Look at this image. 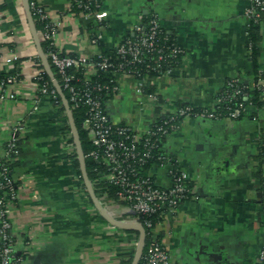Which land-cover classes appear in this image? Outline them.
Returning a JSON list of instances; mask_svg holds the SVG:
<instances>
[{"label":"crops","instance_id":"0c3cea01","mask_svg":"<svg viewBox=\"0 0 264 264\" xmlns=\"http://www.w3.org/2000/svg\"><path fill=\"white\" fill-rule=\"evenodd\" d=\"M37 1L56 28L54 47L65 54L90 60L99 53L89 26L103 51H112L146 15L156 16L183 49L178 67L155 82L160 104L144 98L131 77L115 76L117 91L106 113L113 124L140 134L156 122L158 108L211 107L227 80L253 78L246 0H105L101 22L73 13L71 0ZM42 42L43 32L34 35L28 23L24 0H0V73H15L14 83L0 88V95H15L0 99V159L12 130L24 127L12 174L16 200L8 214L19 264H132L139 230L116 226L101 214L76 173L66 102L38 96ZM258 47L262 70L264 25ZM11 54L17 60L7 65L3 59ZM261 148L264 108L253 106L238 120L184 119L166 137L164 150L187 174L192 196L160 220L152 237L176 264L257 263L264 249ZM149 174L159 188L171 186L168 167L153 166Z\"/></svg>","mask_w":264,"mask_h":264},{"label":"built area","instance_id":"2783aa9c","mask_svg":"<svg viewBox=\"0 0 264 264\" xmlns=\"http://www.w3.org/2000/svg\"><path fill=\"white\" fill-rule=\"evenodd\" d=\"M100 1L102 3L105 0ZM246 1L248 4L245 8L244 15L248 21V26L251 22L264 24V0ZM28 6L33 11V14L40 16L41 20H48L43 7L38 3L37 0H31ZM83 16H93L100 22L103 20V16L100 15L99 12L94 13L93 15L86 13L83 14ZM148 26L150 28V36L142 34L144 27L140 23H137L133 31L138 33L139 40L136 42L127 41L116 48L118 54L121 56L128 55L131 57L130 63H145V53L148 56L147 58L150 59V55L154 51L153 39L156 35V32L160 28L158 18L153 15L148 23ZM55 34L56 28L52 23L49 22V24L46 25V31L43 33V41L52 42ZM247 50L249 53V47ZM182 52L183 51L179 45L172 48L169 55H165L158 51L154 66L150 67L149 65H146V68L148 69L147 71L145 70V75H139L136 73L129 74V77L134 79L136 82L137 91L144 98L149 99L154 104L157 103L156 95H145L143 93V89L147 85H155L156 80L167 74H170L173 71V68L162 71V64L166 62L167 58L175 59L176 56ZM1 56L2 54L0 52V58ZM48 57L62 74H64V71L69 67H79L84 65L87 68V77H90L95 72V67L99 70H105L110 67V64L106 59L101 57L100 53H97L95 57L101 59V61L95 63H89V61L92 59L88 60L83 57L72 58L61 55L60 52H51L48 54ZM16 60V56L11 54L10 56L4 58L3 62L7 65H10ZM150 70H156L160 76L156 79H150L148 72ZM40 73L41 72L39 70L36 75V79L39 78ZM261 75L262 76L259 79L255 80L251 84V88L259 92L260 101L263 103L262 108H264V73H261ZM70 80V77L65 76L63 78L64 87L69 88L70 92L72 93L70 98L71 101H80L81 98H79V96L74 93V89L70 88L68 85ZM233 80L236 82L241 81L239 79ZM6 83L8 85H12L14 81L9 78ZM3 85L4 84L1 83L0 88H3ZM40 91L43 94H46L47 88L43 86ZM239 93L240 92L237 90L234 94L238 95ZM4 98L13 100L15 99V95L13 93L0 95V99ZM84 102L90 106V111L92 112L90 120L85 122L84 127L88 130L92 144L98 149L103 148L102 155H99L96 151H93L88 154V157H92L93 159L100 161L107 166V173L101 175L100 180L119 186L120 191L117 193V196L121 201L110 198L103 193H100L95 197L101 206L105 205L104 199H108L115 206H117V202H119L128 207L127 211L121 212L112 210L106 205L102 207L105 216L110 221L131 226L136 229L141 228L143 231L137 216L150 215L155 213L157 210H162L165 212V214L173 213L184 201L191 198V188L186 184V182H188L187 174L182 171L180 167L175 172L168 167V174L171 178V186L166 189L156 186L150 174L146 178L139 177L136 169L133 167L134 164L142 163L145 158L150 156L151 150L154 147L151 138L155 136L167 135L169 132L166 126L172 121H175V117L193 119L191 116L190 107H175L174 110L171 111L163 110L161 108L156 122L151 127L143 131V133L140 134L131 126L124 125L123 127H118L116 131L117 135L119 137H123V139L113 140L110 137V127L107 126L109 119L106 116H102L100 102L92 98L91 95L87 93L85 94ZM241 110V106H239V109L230 110L228 115H226L223 119L236 120L240 115ZM201 117L215 119V115L213 113L206 115L202 114ZM160 118H162V122H160ZM194 118L199 117L194 115ZM177 129L178 127L172 126L173 132ZM23 132V126H18L12 130L10 139L5 147V153L2 157L3 159H8L10 157L11 151H14L15 154L17 153L20 147V139ZM70 139H72V142H69L68 146L70 147L72 154L76 155L78 158L72 134L70 135ZM140 148L142 151H140ZM158 167H167V165ZM13 182L14 180L10 175L9 170L3 167L0 170V190H4V193L0 194V264H19L22 260L21 255L15 249V245L10 234V222L8 219L10 206L16 200V192L12 188ZM92 185L93 184L89 181V186L91 188ZM145 226L149 227V222L146 221ZM139 247L140 239L137 240L135 245V255ZM139 261H141L140 264H176L171 259V255L168 253L167 249L164 248L163 245L154 238L151 239L149 245L146 247L145 252H142ZM257 262L264 264V249L260 251L257 257Z\"/></svg>","mask_w":264,"mask_h":264},{"label":"trees","instance_id":"16d2710c","mask_svg":"<svg viewBox=\"0 0 264 264\" xmlns=\"http://www.w3.org/2000/svg\"><path fill=\"white\" fill-rule=\"evenodd\" d=\"M28 5L30 4L31 0H27ZM101 1L100 0H71V11L76 15H83L89 13L93 15L94 13H98L101 8ZM32 22L34 29L36 31H42L43 33L46 31V25L49 24L48 20H41L39 15L33 14V11L29 8ZM153 15H146L141 18L139 22L143 27L142 34L146 36H150V28L148 26L149 21L151 20ZM264 24L261 23H254L251 22L247 27V34H246V48L249 47V59L253 64L254 68V75L252 80L249 83H245L244 81L236 82L233 79H229L225 82L222 90L216 96L215 103L211 107L206 108H196L189 104H181L180 106L190 107L191 116L193 119L196 120H222L230 110L239 109V106L242 107L240 115L237 117L236 120L240 119L248 106H253L255 108H262V101H260L259 92L255 89L251 88V84L259 79L264 73L263 70H259V47L258 44L261 41V30ZM88 32L92 34V40L95 45L99 48V53L103 59H106L107 62L110 64L105 70H99L95 67V72L90 77H87V68L84 65L79 67H69L64 71V74L60 72V70L51 62V59L48 57V54L51 52H59L52 42L50 41H43L41 43V49L43 54L46 56V60L50 69V72L53 76V79L58 83L59 88L61 90V94H59L52 84V80L49 75L45 72L42 65L39 64L40 75L39 78L36 79V83L38 84V96H49L54 102H61L64 100L68 106V109L71 114V118L76 129L78 142L80 145V149L84 158V165L86 171V177L88 181H90L92 185V191L95 196L99 195L100 193L106 194L108 197L113 198L117 201L119 200L117 193L120 191V187L114 184H110L100 180V176L107 173V166L100 161L93 159L92 157H88L93 151H96L99 155L103 154V148H97L94 146L90 140L88 130L85 129L84 124L86 121L90 120L92 116V112L90 111V106L87 105L85 100V94L91 95L92 98L98 100L100 102V110L102 116H106L108 119V115L105 110V104L108 100L112 99L116 94V85H115V76L116 75H124L129 76L131 73H136L139 75H145L148 68L146 65L150 67L154 66V62L157 58V52L160 51L165 55H169L171 53L172 48L177 47V43L171 38L166 35V33L159 28L156 32V35L153 39L154 43V51L150 55V59L147 58L148 56L145 53V63H130L131 57L128 55L121 56L118 54L117 49H114L109 52L103 51L102 45L99 42V39L96 35H94L93 28L89 26L87 28ZM139 40V35L136 32H132L124 37L121 41V44L126 43L127 41L136 42ZM180 47V46H179ZM182 49V48H181ZM183 51V49H182ZM248 51V50H247ZM184 52V51H183ZM183 52L176 56V58H167L166 62L162 64V71L169 70L178 67V64L181 60ZM61 55L69 56L72 58H77L78 56L74 54H65L60 52ZM101 59L96 58L95 56L89 63L99 62ZM170 62V63H169ZM146 70V71H145ZM150 79H156L160 76V74L156 71H148ZM70 77L71 80L69 82V87L74 89V93H76L80 101H71L72 93L70 92L69 88L64 87L63 78ZM11 78L13 81L15 80V73L12 75H6L0 73V84L3 83V88L7 87V80ZM45 86L47 88V93L43 94L40 89ZM239 91L238 95H235V91ZM143 93L145 95L154 94L157 98V104L161 103V99L159 95L156 93L155 85H147L143 89ZM230 110H229V109ZM160 113V108H158ZM213 113L215 115V119H208L206 117H201L202 114H209ZM194 115H197L199 118H194ZM160 122H162V118H160ZM184 119L181 117H175V121H172L170 124H167L166 128L168 130L167 135L162 136H155L151 138L154 147L151 150L150 156L145 158L142 163L134 164L133 167L136 169V172L139 177L146 178L149 175V170L153 166H166L169 167L172 171H177L179 166L176 160L167 155L164 150V142L167 136H169L173 130L172 126L179 127ZM107 126L110 127V137L113 140H121L123 137H119L116 133L118 127H123L124 125H116L111 122L109 119ZM72 142V139L71 141ZM140 151L142 149L140 148ZM20 150L18 149L17 153L15 154L14 151L10 152V157L8 159H0V170L5 167L9 170L10 175L12 176L14 168L17 166L18 163V156ZM258 159L260 161L264 160V148H261L258 153ZM73 163L76 168V173L81 181L84 184L83 174L81 172L79 160L76 156L73 158ZM153 180V179H152ZM186 184L190 187V184L186 182ZM12 188L16 192L17 191V183L14 181L12 183ZM264 191V189H263ZM4 190H0V194H3ZM165 212L162 210H157L155 213L150 215H141L137 216L138 221L143 228V253L146 250V247L149 245L152 237V230L156 227V225L160 222V220L165 216ZM149 222L150 226L146 227L145 222ZM132 232V231H131ZM136 233L137 232H132ZM158 241V240H157ZM159 242V241H158ZM141 261L138 262L140 264ZM126 264H131L130 261H127ZM256 264H263V263H256Z\"/></svg>","mask_w":264,"mask_h":264},{"label":"water","instance_id":"95a60500","mask_svg":"<svg viewBox=\"0 0 264 264\" xmlns=\"http://www.w3.org/2000/svg\"><path fill=\"white\" fill-rule=\"evenodd\" d=\"M24 2H25V6H26V15H27L28 23H29V25H30V27L32 29L33 34L35 35V30H34V26H33V22H32V16H31V13H30V10H29L28 2H27V0H24ZM38 52H39V56L41 58V65H42V67L44 68L45 72L51 78L52 84H53L54 88L56 89V91L59 94H61V90L59 88V85L53 79V76H52V74L50 72V69H49V66H48V63H47V60H46V56L41 52L39 46H38ZM66 108L68 109L67 104H66ZM68 118H69V121H70V128H71V131H72L73 141L75 143L76 150H77L78 160H79L80 165H81V172L83 174L84 183H85L86 187L88 188V191H89V193H90V195L92 197V200L97 205V207H98L99 211L101 212V214L105 216L103 210L100 208V206L98 204V201H97V199L95 197V194L92 191V188L89 186V181H88V179L86 177V171H85V165H84V158H83V155H82V152H81V149H80V145H79V142H78L76 129L74 127V124H73V121H72V118H71V114L69 112V109H68ZM105 218L107 219V221L113 223L116 226L122 227L124 229H128V230L135 229L134 227H131V226H126V225H122V224H119V223H114V222L110 221L106 216H105ZM138 230L140 232V247L137 250V253L135 255V258H134L132 264H138V262L140 260V257L142 255V252H143V231H142L141 228H139Z\"/></svg>","mask_w":264,"mask_h":264},{"label":"rangeland","instance_id":"374dc122","mask_svg":"<svg viewBox=\"0 0 264 264\" xmlns=\"http://www.w3.org/2000/svg\"><path fill=\"white\" fill-rule=\"evenodd\" d=\"M104 204L108 206L110 209H113V207L117 208V210L120 211H127L128 207L122 203L117 202V206L113 205L110 200L104 199Z\"/></svg>","mask_w":264,"mask_h":264}]
</instances>
